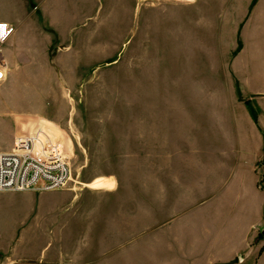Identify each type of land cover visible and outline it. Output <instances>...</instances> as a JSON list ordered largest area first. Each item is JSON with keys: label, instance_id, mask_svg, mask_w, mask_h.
Listing matches in <instances>:
<instances>
[{"label": "crops", "instance_id": "obj_1", "mask_svg": "<svg viewBox=\"0 0 264 264\" xmlns=\"http://www.w3.org/2000/svg\"><path fill=\"white\" fill-rule=\"evenodd\" d=\"M234 8L244 17L237 26L241 49L231 62L232 116L173 118L154 129L151 264H264V168L259 167L264 161V0H234ZM115 9H137L145 23L147 10L140 0H16L0 9V21L14 28L0 47L1 79L82 77V70L112 56L109 34L99 31L109 29ZM98 11L104 17L97 23ZM21 124L12 128V141L20 136ZM12 149L11 142L0 153ZM106 184L104 192L69 186L8 193L21 199L46 196L51 202L18 207L9 220L0 216V229H22L20 223L29 220L37 228L42 219L48 230L72 229L78 221L104 224L105 245L89 251L97 255L95 262L147 264L145 183L138 182L132 197L117 180ZM100 195L105 196L104 215L93 218L97 209L77 214L91 209ZM1 255L0 264L72 260L63 251L45 259Z\"/></svg>", "mask_w": 264, "mask_h": 264}, {"label": "rangeland", "instance_id": "obj_2", "mask_svg": "<svg viewBox=\"0 0 264 264\" xmlns=\"http://www.w3.org/2000/svg\"><path fill=\"white\" fill-rule=\"evenodd\" d=\"M15 2L0 0V9L7 10ZM140 3L147 10L145 23L143 12L139 16L137 9L134 13L113 10L109 29L99 31L109 34L112 56L107 54L108 61L92 70H82V77L10 79L4 75L0 80V148L11 142L13 146L12 128L21 121L19 137L33 136L41 158L55 151L64 156L71 171L68 187L104 192L107 179H114L132 197L138 193V182L145 183L146 263L151 264L155 262L149 201L154 129H162L160 124L173 118L232 116L231 62L241 49L237 26L244 15L238 13L239 8L235 10L234 0ZM103 17L98 11L97 23ZM8 193L12 192H0L4 220L14 218L23 205L51 202L46 196L21 199ZM104 202L105 196L100 195L91 209L77 214L83 217L97 209L93 218L100 217L105 213ZM33 224L29 220L20 223L22 229L2 227L0 255L45 259L63 251L72 259L64 264H99L94 261L97 255L89 251L105 245L104 224L78 221L75 228L61 230H48L44 219L37 228Z\"/></svg>", "mask_w": 264, "mask_h": 264}, {"label": "built area", "instance_id": "obj_3", "mask_svg": "<svg viewBox=\"0 0 264 264\" xmlns=\"http://www.w3.org/2000/svg\"><path fill=\"white\" fill-rule=\"evenodd\" d=\"M0 47L13 35L14 28L0 21ZM2 74L0 73V79ZM33 136L14 140L10 152L0 153V192L57 191L68 188L71 171L57 151L40 157ZM264 168V161L259 164Z\"/></svg>", "mask_w": 264, "mask_h": 264}, {"label": "snow or ice", "instance_id": "obj_4", "mask_svg": "<svg viewBox=\"0 0 264 264\" xmlns=\"http://www.w3.org/2000/svg\"><path fill=\"white\" fill-rule=\"evenodd\" d=\"M4 26L3 25H0V29H2Z\"/></svg>", "mask_w": 264, "mask_h": 264}]
</instances>
